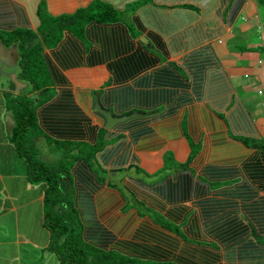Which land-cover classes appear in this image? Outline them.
<instances>
[{
  "label": "crops",
  "instance_id": "0c3cea01",
  "mask_svg": "<svg viewBox=\"0 0 264 264\" xmlns=\"http://www.w3.org/2000/svg\"><path fill=\"white\" fill-rule=\"evenodd\" d=\"M91 1L44 0L52 15L74 12ZM101 1L125 11L123 20L88 22L85 41L66 32L57 46L43 51L56 92L37 109L45 136L92 143L100 130H106L107 144L97 152L95 168L79 162L73 170L95 177L103 170L105 182L97 183L99 178L92 175L93 183L88 184L80 174L73 175L75 195L83 200L86 195L93 216L116 234V241H132L138 247L131 252L137 249L143 257L166 252L178 259L184 251L198 255L202 250L210 264H264V176L255 169L264 163V155L229 135V128L235 133L230 124L233 111L242 105L249 108L264 135V0H151L130 13L129 6L140 0ZM42 3L0 0V13L8 12L14 20L9 27V20L0 17V29L24 27L37 32ZM7 49L1 59L8 55L18 61V53L5 54ZM146 56L151 62L143 60ZM223 71L230 77L233 93L221 109L224 126L210 130L207 120L216 115L217 105L210 81L214 73ZM17 84V93L29 85L21 78ZM97 99L116 116L138 115L108 130L104 118L94 111ZM185 117L203 121L198 131L202 149L190 169H165V153L181 163L191 152L182 135ZM217 135L222 137L220 143L215 142ZM39 139L46 140L37 137V143ZM119 170L126 172L120 183L127 198L134 195L169 217L181 226L186 239L148 215L140 216L135 208L122 210L126 196L106 177ZM131 170L134 176L128 175ZM141 173L145 178L136 177ZM94 184L97 189L89 190ZM10 212L18 214L13 207L0 215ZM85 212L86 206L82 215L88 220ZM22 241L17 240L20 245ZM1 243L0 235V247Z\"/></svg>",
  "mask_w": 264,
  "mask_h": 264
},
{
  "label": "trees",
  "instance_id": "16d2710c",
  "mask_svg": "<svg viewBox=\"0 0 264 264\" xmlns=\"http://www.w3.org/2000/svg\"><path fill=\"white\" fill-rule=\"evenodd\" d=\"M148 1L151 0H140L133 3L127 11L130 13ZM38 13L41 24L37 32L24 27L10 30L0 29V40L4 45L18 44L20 54L18 77L29 83L28 88L20 93L0 89L1 213L13 207L17 208L18 215H30L31 212L37 211L39 225L47 233L44 249L54 253L59 264H182L183 262L184 264H210V259L202 250L201 253L196 252L198 255L192 251H184L185 255L178 259L170 258L171 254H166V252L165 255L156 254L151 258L143 257L137 249L131 252L133 246L138 247L132 246V241H116V234L105 228L93 216L92 202L86 200V195L82 196L85 200L75 195L76 185L73 177V175L80 174V179L88 184L92 180L93 183L95 175L92 174V177L80 170L73 174V170L79 162H85L91 168H95L96 154L107 144L106 130H100L97 140L92 143L52 140L45 136L38 122L37 109L49 97L56 94L53 89L54 79L44 66L46 63L44 49L57 46L65 37L66 32L75 36L76 39L85 41V28L88 22H117L123 20L125 11L118 10L101 0H92L87 6L80 7L74 12L52 15L47 11L43 0ZM0 17H3L2 21L9 20V27L13 25L14 20L10 13L1 10ZM38 33L42 35V39L39 38ZM143 60L151 62V57H143ZM213 75L210 82H214L216 115L207 122L211 125L210 130H219L226 121L221 109L226 108L233 89L226 72ZM248 109L246 105L234 109L230 124L235 128V133L229 128L230 138L242 143L247 149L257 150L259 154L264 155V135L258 132L257 120ZM201 122L203 121L199 117L191 121H188L187 117L182 120V135L190 144L191 152L187 160L181 163H176L170 152L165 153V169L170 168L172 171L179 170V168L181 170L190 169L193 159L202 149V141L198 133ZM218 134L223 137L221 133ZM220 135L215 137V142H221ZM37 137H45L49 145L64 150L65 156L53 164L44 161L39 156ZM255 169L258 174L264 176V163L255 166ZM99 173L101 174H96L95 179L99 178L97 183L103 184L105 182L104 171L99 170ZM109 185L116 186L121 194L126 196L122 208L124 212L135 208L140 216L148 215L159 226L186 239L179 224L159 214V211L147 210L146 208L149 209V207L134 195L127 198L126 193L116 184L110 183ZM96 189L97 184H94L89 190ZM209 202L210 200L206 203ZM85 206L88 220L82 215V209ZM86 221L90 223L89 228H86ZM147 231L148 229L143 230L146 233ZM115 241L119 243L117 246H114ZM261 242L264 243V239ZM143 245V248H149L148 244ZM168 245V247L175 246L174 244ZM148 250L153 251L151 247Z\"/></svg>",
  "mask_w": 264,
  "mask_h": 264
},
{
  "label": "rangeland",
  "instance_id": "374dc122",
  "mask_svg": "<svg viewBox=\"0 0 264 264\" xmlns=\"http://www.w3.org/2000/svg\"><path fill=\"white\" fill-rule=\"evenodd\" d=\"M10 50L17 51L15 48H8L5 54H7L8 51L10 52ZM4 51L5 47H3L0 40V89H8V91L13 92L14 90H19L17 83L20 78L18 74L15 75L16 73L14 76L11 75V72L18 73L20 66L14 62V57L12 58L5 55V57L1 59V53ZM28 86L29 85H26V87ZM26 87L24 89H26ZM252 98L256 99L257 97L253 95ZM255 109V111L263 113V111H260L261 109ZM262 132H264V130H262ZM39 140L40 143H37L39 156L47 163L53 164L65 156L64 150L48 145L45 139ZM125 174V171L119 170L115 174L107 175L106 177L112 184H116L125 192L124 186L120 183L121 178L124 177ZM129 174L134 176L135 170H131L128 172V175ZM136 177L145 178L142 173L140 176ZM129 198H131V196H129ZM146 209L149 211L151 210V208ZM0 235L2 239L0 247V264H59L55 254L44 249L46 245L44 243L47 241V233L39 225L37 211L31 212L30 215H18L13 212L0 215ZM18 239L23 240L21 245L17 242Z\"/></svg>",
  "mask_w": 264,
  "mask_h": 264
},
{
  "label": "water",
  "instance_id": "95a60500",
  "mask_svg": "<svg viewBox=\"0 0 264 264\" xmlns=\"http://www.w3.org/2000/svg\"><path fill=\"white\" fill-rule=\"evenodd\" d=\"M144 40H146L149 45L148 40L146 38H144ZM94 111L104 118L105 127L108 130H112L117 124L123 123L128 119L138 115L137 113H133L131 115L116 116L110 110L103 108L98 99L95 101Z\"/></svg>",
  "mask_w": 264,
  "mask_h": 264
},
{
  "label": "clouds",
  "instance_id": "9594fccd",
  "mask_svg": "<svg viewBox=\"0 0 264 264\" xmlns=\"http://www.w3.org/2000/svg\"><path fill=\"white\" fill-rule=\"evenodd\" d=\"M17 44V43H16ZM16 44H13V45H10V46H6V45H4L3 43H2V45L3 46H5V47H7V48H15L17 51V53H18V61H14L15 63H17L18 64V66H19V59H20V54H19V48H18V44L16 45ZM15 91V90H14ZM16 92V91H15ZM264 104V103H263ZM1 212V211H0Z\"/></svg>",
  "mask_w": 264,
  "mask_h": 264
}]
</instances>
